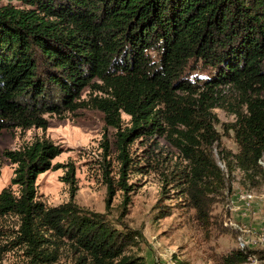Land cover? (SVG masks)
I'll list each match as a JSON object with an SVG mask.
<instances>
[{"label":"trees","instance_id":"trees-1","mask_svg":"<svg viewBox=\"0 0 264 264\" xmlns=\"http://www.w3.org/2000/svg\"><path fill=\"white\" fill-rule=\"evenodd\" d=\"M8 1L22 5H0V136L46 130L47 116L102 112L116 130L120 166L118 179L104 172L107 212L119 191L122 217L131 204L128 180L143 170L132 145L159 136L188 163L170 184L176 180L198 223L211 222L216 196L226 188L213 152L220 148L213 111L223 106L224 88L241 94L246 108L232 127L239 146L232 160L249 176L264 174V0ZM85 88L89 98L81 100ZM104 147L111 156L109 142ZM63 152L38 139L0 153V168L4 161L16 165L0 193V220L19 222L11 237L0 228V239L9 240L3 248L23 249L30 264L57 263L66 248L75 264H148L131 251L143 239L139 231L74 201L72 172L69 202L47 207L39 200L37 179L57 170L53 160ZM163 208L161 218L172 214ZM255 254L240 247L218 264H248Z\"/></svg>","mask_w":264,"mask_h":264},{"label":"rangeland","instance_id":"rangeland-1","mask_svg":"<svg viewBox=\"0 0 264 264\" xmlns=\"http://www.w3.org/2000/svg\"><path fill=\"white\" fill-rule=\"evenodd\" d=\"M17 1L0 0V5ZM90 88H85L81 100L89 98ZM223 106L216 108L215 131L220 138V148L213 152L219 167L226 175V188L216 196L212 219L201 225L195 210L188 206L176 180L188 163L171 142L154 136L138 139L131 147L134 162L143 166L142 173L135 171L128 183L134 185L131 204L122 217L124 195L117 192L111 209L106 210L107 185L104 172L118 179L119 164L116 160V130L107 127L104 114L97 110L79 109L63 116L49 119L48 129L4 130L0 136V153L19 150L39 140H49L62 146L64 152L53 160L57 170L46 172L37 179L38 198L47 207H56L71 200L72 184L67 181L74 175V201L82 208L97 213H107L109 219L124 220L143 239L131 247L146 258L148 264H218V257L239 249L242 244L255 251L248 264H264V174L252 177L236 166L233 156L239 146L232 129L238 114L246 113L242 95L233 89H222ZM127 125L130 117L123 116ZM111 146V156L105 144ZM222 150V152H221ZM233 161L228 164V159ZM264 169V160L261 162ZM16 165L4 161L0 168V193L11 185ZM17 191L16 187H13ZM167 206L171 215L165 218L160 207ZM17 218L0 220V228L8 237L18 229ZM10 239V238H9ZM9 240L0 239V264H30L23 249L10 251L4 247ZM76 258L66 248L54 264H75Z\"/></svg>","mask_w":264,"mask_h":264},{"label":"built area","instance_id":"built-area-1","mask_svg":"<svg viewBox=\"0 0 264 264\" xmlns=\"http://www.w3.org/2000/svg\"><path fill=\"white\" fill-rule=\"evenodd\" d=\"M244 246H245L244 244L241 245V247H244Z\"/></svg>","mask_w":264,"mask_h":264}]
</instances>
